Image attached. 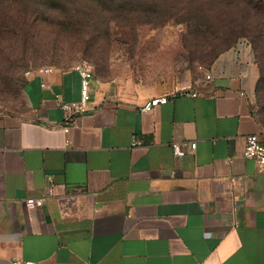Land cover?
<instances>
[{"label":"crops","instance_id":"crops-1","mask_svg":"<svg viewBox=\"0 0 264 264\" xmlns=\"http://www.w3.org/2000/svg\"><path fill=\"white\" fill-rule=\"evenodd\" d=\"M41 69L24 81L25 112L0 109V264H264V173L244 157L264 132L249 44L222 53L210 80L132 99L95 76L70 148L59 101L81 99V75ZM50 179L56 195L28 207Z\"/></svg>","mask_w":264,"mask_h":264},{"label":"rangeland","instance_id":"rangeland-1","mask_svg":"<svg viewBox=\"0 0 264 264\" xmlns=\"http://www.w3.org/2000/svg\"><path fill=\"white\" fill-rule=\"evenodd\" d=\"M240 43L260 69L264 120V0H0V109L27 110L30 71L87 65L132 99L202 79Z\"/></svg>","mask_w":264,"mask_h":264},{"label":"built area","instance_id":"built-area-1","mask_svg":"<svg viewBox=\"0 0 264 264\" xmlns=\"http://www.w3.org/2000/svg\"><path fill=\"white\" fill-rule=\"evenodd\" d=\"M54 68H42L40 72L44 74L52 73ZM201 70H204L203 68ZM78 71L81 75V99L77 102H65L60 100V107L65 113V119L62 122L63 131L66 135L65 146L66 148L71 147V140L69 135L72 131L78 129L80 127V118L83 114L87 113L91 110L90 104L92 103V81L95 77L93 71L87 65H81L78 67ZM34 72L30 71L26 73L27 77L32 76ZM205 78L207 80L211 79V75L205 72ZM193 98L198 97V93L189 94ZM173 97L176 96V93L172 95ZM169 101L168 96L157 97L153 98L148 101L145 105L141 107L142 112H149L154 107L160 104H166ZM98 109H101V107ZM142 145V142L134 140V146ZM196 143L191 144V150L196 149ZM172 149L174 155L176 157H185L187 155V151L182 148L180 142H174L172 145ZM244 157L246 159H250L255 161L257 164L259 172L264 173V132L260 135H251L246 139V147L244 149ZM232 183L236 182V178H231ZM55 193V185L50 179L47 194L40 198H30L27 200L28 207L33 208H42L46 205L47 201L54 197ZM237 226V225H236ZM13 264H32L29 261L24 260H16Z\"/></svg>","mask_w":264,"mask_h":264},{"label":"trees","instance_id":"trees-1","mask_svg":"<svg viewBox=\"0 0 264 264\" xmlns=\"http://www.w3.org/2000/svg\"><path fill=\"white\" fill-rule=\"evenodd\" d=\"M259 83H260V81H259ZM258 86H259V84H258Z\"/></svg>","mask_w":264,"mask_h":264}]
</instances>
